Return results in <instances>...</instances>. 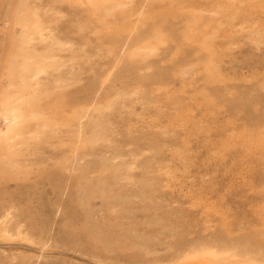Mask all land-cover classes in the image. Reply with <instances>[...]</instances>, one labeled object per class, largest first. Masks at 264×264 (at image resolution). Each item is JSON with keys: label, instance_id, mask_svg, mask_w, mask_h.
<instances>
[{"label": "rangeland", "instance_id": "obj_1", "mask_svg": "<svg viewBox=\"0 0 264 264\" xmlns=\"http://www.w3.org/2000/svg\"><path fill=\"white\" fill-rule=\"evenodd\" d=\"M18 1L0 0V88ZM37 2L60 10L80 70L46 102L56 136L0 172V220L23 239L0 240V264H177L207 243L264 257V0H136L106 22ZM118 93L108 141L76 144L74 113Z\"/></svg>", "mask_w": 264, "mask_h": 264}, {"label": "bare ground", "instance_id": "obj_2", "mask_svg": "<svg viewBox=\"0 0 264 264\" xmlns=\"http://www.w3.org/2000/svg\"><path fill=\"white\" fill-rule=\"evenodd\" d=\"M38 0H20L13 10L10 24L13 27L8 63L4 69L0 88V172L13 176L25 172L30 165L28 157L41 143L54 138L59 130L46 102L54 92L70 85L80 68L75 44L71 39L56 35V24L60 10L38 4ZM85 3L94 11L102 12V20L124 16L133 9L136 0H76ZM153 1V0H148ZM54 12L52 14L51 12ZM142 12L139 13L141 15ZM128 36L133 28H128ZM127 36V37H128ZM70 52L69 56H64ZM158 53L150 43L138 46L130 57L148 59ZM68 67V71L64 69ZM121 95L106 105L83 108L74 113L76 144L94 149L107 142L109 129L104 118ZM101 167H110L101 161ZM99 191L110 198L111 187L100 183ZM8 216L0 220V240L21 238V232L12 234L5 226ZM177 264H264V257L241 253L233 249L220 248L214 244H202L186 249L177 259Z\"/></svg>", "mask_w": 264, "mask_h": 264}]
</instances>
